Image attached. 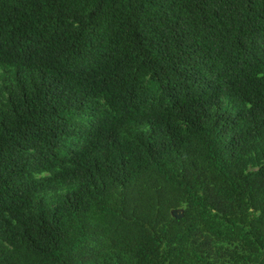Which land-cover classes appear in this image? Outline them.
<instances>
[{
  "label": "trees",
  "instance_id": "16d2710c",
  "mask_svg": "<svg viewBox=\"0 0 264 264\" xmlns=\"http://www.w3.org/2000/svg\"><path fill=\"white\" fill-rule=\"evenodd\" d=\"M0 66V264H264V0H0Z\"/></svg>",
  "mask_w": 264,
  "mask_h": 264
},
{
  "label": "rangeland",
  "instance_id": "374dc122",
  "mask_svg": "<svg viewBox=\"0 0 264 264\" xmlns=\"http://www.w3.org/2000/svg\"><path fill=\"white\" fill-rule=\"evenodd\" d=\"M10 73L13 74L14 73V69L11 66H7V67H3L0 66V81H2L3 76L5 73ZM228 107H231V104L228 102L227 103ZM145 127H139V128H132L130 131L132 132V134L137 135L138 132H140L141 130H143ZM259 148L253 149L248 153V158H249V162H248V169L249 170H254L257 169L260 164L264 161V141H262L259 145ZM66 188H64L63 190H65ZM48 194V196L50 197V200L52 203L55 202L56 200V192L55 191H50L47 193H42L38 196V198H40L41 196ZM180 213V211H178ZM0 243H4L8 246V243L0 240Z\"/></svg>",
  "mask_w": 264,
  "mask_h": 264
}]
</instances>
